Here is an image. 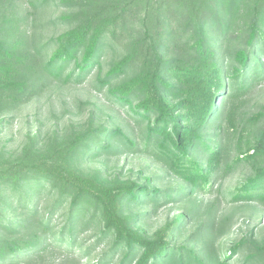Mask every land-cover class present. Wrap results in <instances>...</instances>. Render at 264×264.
Segmentation results:
<instances>
[{"label":"trees","instance_id":"1","mask_svg":"<svg viewBox=\"0 0 264 264\" xmlns=\"http://www.w3.org/2000/svg\"><path fill=\"white\" fill-rule=\"evenodd\" d=\"M49 2L64 8L50 22L66 28L41 41L28 24ZM129 27L135 34L124 40ZM115 42L123 53L104 70L102 52ZM93 67L94 82L133 122L131 133L88 122L43 147L29 136L18 156L0 162V264H27L75 243L81 250L78 234L91 226L94 241L82 253L107 243L96 264H232L243 243L225 246L213 215L180 240L184 212L151 235L138 223L177 199L199 207L196 197L220 190L242 162L251 172L230 200L264 207V104L253 112L237 104L264 80V0H0V117ZM126 149L151 153L177 187L150 177L104 182L78 167Z\"/></svg>","mask_w":264,"mask_h":264},{"label":"rangeland","instance_id":"2","mask_svg":"<svg viewBox=\"0 0 264 264\" xmlns=\"http://www.w3.org/2000/svg\"><path fill=\"white\" fill-rule=\"evenodd\" d=\"M24 7V4L18 5V12L22 16L24 13L29 14ZM63 9L61 6H56L54 2H49L42 10L36 11V14L32 13L34 24L33 26L28 24V27L40 36L41 41L48 40L50 36L57 35L66 28L62 22H50L64 12ZM134 34V28L129 27L123 39L129 40ZM122 53L121 43L115 42L113 48H105L101 58L103 69L107 68L110 60L118 58ZM96 71L97 68L93 67L82 80L69 79L51 83L17 109L2 115L0 117V162H6L18 156L29 136L37 134L39 147H43L52 138H62L88 122H92L95 128L99 126L111 128L118 125L131 133L133 122L128 118L124 108L107 98L105 86L100 87L94 82ZM240 101L248 112H253L259 105L264 104V80L245 92L237 104H241ZM231 155L236 157L239 154L231 149ZM78 167L85 174H98L104 182L115 180L143 182L145 178L150 177L153 183L165 190L177 187L175 177L165 172L156 158L145 151L126 149L115 156L99 154L92 161H81ZM250 172V167L242 162L240 168L232 171L223 180L220 190L214 186L212 190L200 193L196 197L204 201L199 207H196L199 204L196 199L188 203L177 199L142 217L138 225L151 235L167 223L172 226L174 218L184 212L188 215V222L179 227L178 240H180L188 235L198 222L213 215L217 226L224 232L222 240L225 246L228 247L233 242L243 243L240 245L239 253L229 255L227 251V255L231 256L232 264H247L243 262L247 253L254 254L253 264H264V207L255 202L230 200L231 193L243 183ZM10 200L15 203V199L11 196ZM211 201L214 203L210 209ZM194 208L196 212H193ZM141 210L137 211L141 212ZM59 214L60 211L55 219V224L59 223L57 230L61 229L63 219ZM86 228H88L86 231L79 232L77 238L83 245L81 250L76 243L69 252L66 251V246L63 249L48 248L41 257L31 259L27 264H96L106 251L107 243L95 244L94 250L92 248L91 251L82 253L93 243L94 233L97 231L93 226ZM72 254L78 258V261L68 259ZM113 263L114 261L111 264Z\"/></svg>","mask_w":264,"mask_h":264}]
</instances>
